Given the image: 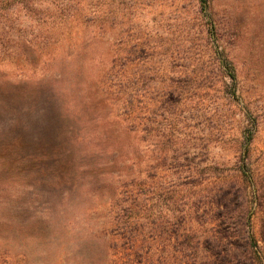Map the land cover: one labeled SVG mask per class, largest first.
<instances>
[{
    "label": "rangeland",
    "instance_id": "rangeland-1",
    "mask_svg": "<svg viewBox=\"0 0 264 264\" xmlns=\"http://www.w3.org/2000/svg\"><path fill=\"white\" fill-rule=\"evenodd\" d=\"M32 1L30 10L16 7L7 23L0 15V169L12 166L0 173V264H99L104 258L113 264L106 245H120L113 219L126 195L115 178L109 188L57 191L10 141L16 123L8 111L29 105L41 81L67 90L116 76L119 87L110 96L132 98L138 119L129 143L138 165L126 174L145 178V165L151 166L149 191L136 195L134 215L145 235L151 230L152 252L162 263L198 264L215 252H236L234 243L243 247L251 231L259 238L264 0H206V10L200 0ZM60 1L71 3L67 14ZM211 24L234 65L235 84L219 66ZM121 100L110 110L112 121ZM242 160L255 194L249 186L225 206L220 186L246 185Z\"/></svg>",
    "mask_w": 264,
    "mask_h": 264
},
{
    "label": "trees",
    "instance_id": "trees-1",
    "mask_svg": "<svg viewBox=\"0 0 264 264\" xmlns=\"http://www.w3.org/2000/svg\"><path fill=\"white\" fill-rule=\"evenodd\" d=\"M200 2L202 10H206L207 1ZM58 5L61 7V13L65 14L72 8L68 1H60ZM18 6L30 10L33 1L0 0V15L4 16L3 20L6 23L11 20V15L19 10L15 9ZM209 34L216 48L219 66L235 84L234 65L218 45L214 24L210 25ZM109 77L105 83L100 80L85 88L80 82H75L71 85L72 88L67 90H59L51 83L41 81L36 86L37 95L29 101V105L10 108L8 111L9 116L14 118L13 123H16L13 126V133L16 136L13 135L10 141L23 147L26 159L38 168L42 180L48 181L47 185L57 191L66 190L69 193L78 192L82 188L85 190L109 188L112 187L111 178H115L126 195L116 204L120 207V212L113 219L118 226L120 245L118 247L117 242H110L106 245L104 253L106 256L108 253L115 256L113 264H165L162 263L163 257L157 258L152 252L149 241L153 239L151 230L149 229L150 232H146L145 235L144 225L139 224L138 215H134V209L138 205L136 195L146 196L149 191L151 166L145 165V178L139 177L138 174H126L131 173L138 165V161L131 158L129 143L131 134L136 132L138 116L131 97L124 98L121 94L120 98L110 96L112 94L110 90L118 89L119 82L113 79L116 76ZM235 93L236 89L232 90L231 95ZM118 100H121V111L116 115L118 120L112 121L109 113ZM20 114L26 116L28 120L17 122L16 117ZM143 129L146 130V126ZM247 132L245 143L248 145L253 131ZM244 165L242 160L240 171L246 185L242 187L237 182H226L227 184L224 182L220 186L222 196L219 201H223L225 206L234 201L231 197L244 196L249 186L255 194L253 175L244 169ZM11 167L3 166L0 173L10 171ZM127 202L129 204L121 206ZM256 206L262 208V202L259 200ZM176 221L174 231L179 227L178 218ZM258 241L262 242L263 247L264 232L261 230L257 238L251 231V235L241 244L243 247L234 243L236 252L231 253L228 250L215 252L211 260L203 258L198 264H262L264 251L258 245ZM109 249L111 252H108ZM103 261L99 264H106L105 258ZM178 264H182L181 258Z\"/></svg>",
    "mask_w": 264,
    "mask_h": 264
}]
</instances>
